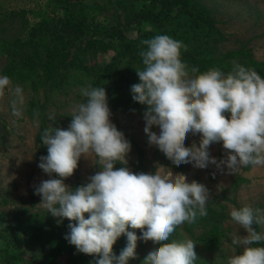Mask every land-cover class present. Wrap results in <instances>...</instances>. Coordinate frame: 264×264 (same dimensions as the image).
Masks as SVG:
<instances>
[{
  "label": "clouds",
  "instance_id": "1",
  "mask_svg": "<svg viewBox=\"0 0 264 264\" xmlns=\"http://www.w3.org/2000/svg\"><path fill=\"white\" fill-rule=\"evenodd\" d=\"M140 44L143 67L135 70L139 83L130 91L132 100L145 106L143 131L150 146L177 167L205 169L211 164L233 174L240 167L264 165L261 75L239 64L227 74L215 67L203 72L189 68L181 59L187 46L166 34ZM10 83L8 76H0V94ZM81 95L86 99L73 106L66 129L52 126L41 134L47 155L39 158L38 168L49 178L34 186L40 203L60 218L58 223L70 221L65 239L92 256V264H127L136 257L138 240L155 245L142 264H195L199 258L194 241L169 240L179 226L207 216L206 186L182 174L133 172L126 166L131 143L112 123L105 88L89 85ZM190 133L200 139L186 147ZM214 143L225 153L219 160L209 153ZM89 155L97 158L98 171L79 186L66 184L81 158ZM118 162L125 166L117 168ZM230 217L246 235L233 236L232 244L241 251L234 250L226 264H264V246H253L264 242V233L253 227L264 225V215L245 205L233 207ZM121 235L127 243L117 256L113 246Z\"/></svg>",
  "mask_w": 264,
  "mask_h": 264
},
{
  "label": "rangeland",
  "instance_id": "2",
  "mask_svg": "<svg viewBox=\"0 0 264 264\" xmlns=\"http://www.w3.org/2000/svg\"><path fill=\"white\" fill-rule=\"evenodd\" d=\"M112 0H84L86 6L91 7L87 9L86 13L77 9L78 15L85 14L86 21L93 25L117 26L115 18H113L114 8L110 5ZM210 6L217 18L218 27L227 35V38L222 43V49H230L238 47L242 42H247L249 47L258 60H264V0H205ZM56 2V1H55ZM52 0H0V45L3 46L4 40L14 32L18 26L19 15H16L11 22L2 20L7 14L15 12L18 14L21 10L25 11L23 18L28 22V32L33 31V26H39V38H50V42L45 43L46 46L52 49V43L56 42L52 37L51 29L54 30L55 21L60 20L64 22V11L55 4ZM107 4L106 7L100 9L101 5ZM49 23H52L49 26ZM10 26V27H9ZM150 24H145L144 30L150 28ZM8 27V29H7ZM6 28V30H4ZM71 35L74 39L71 47L79 54H83L86 59H89V65L92 67V75L86 73H77V78L64 77L61 79L57 77L59 91L54 97L51 96L47 114L52 119H49V125L52 127L67 128L72 115V108L74 105L84 102L86 99L81 95V89L88 87L91 83L96 82L92 87H104L108 97V105L115 114V119L120 121L125 129L124 135L131 143V151L127 156V167L133 171V166L130 161L137 157L136 145L143 149L147 157L148 173L159 172L162 175L172 173L182 174L187 176L188 181L196 180L202 183L208 189L209 200L212 205L217 208L224 206L226 213L230 214L233 207L240 208L242 206H250L256 215H264V165H249L248 167H240L233 174H226L218 171L214 165H209L205 169L194 168L191 164H183L182 170H174L170 167H164L159 163V150L155 146L148 144V137L144 133L143 112L135 108L136 102L132 100L131 86L134 83L120 82L118 90L114 88H107L99 84V78H96L94 68L104 65L107 62H114V66L120 70L128 61L126 58L114 59L116 49L113 43L120 47L121 41L117 38H109L106 36H95L89 34L84 35L76 27L70 28ZM11 31V32H10ZM125 34L128 37H135L139 32L133 26L124 28ZM31 33V32H29ZM12 35V34H11ZM100 38V39H99ZM113 41L112 44H107ZM105 45L103 46V43ZM44 44V43H43ZM54 51V49H52ZM92 60H90V58ZM133 64V74L136 75L137 69H141V63L137 60H130ZM57 69V65H55ZM2 61L0 60V76L6 75L2 70ZM54 76L52 70L46 74H31L30 78L36 83L42 77L48 75ZM76 74V73H75ZM7 76V75H6ZM137 76V75H136ZM9 77V76H8ZM0 94V213H5L9 221H14V215L19 211L26 209L31 213L34 211L47 210L41 202V197L35 195L34 200L30 195L34 191V186L38 185L43 179L49 177L38 168L39 159L36 156L38 145L35 143V135L38 130V118L32 117L31 113L35 114L36 107L31 108L29 105L31 99L36 104L41 103L44 99L43 94L39 90L37 96L34 88L26 83H16L12 81ZM128 84V85H127ZM31 109V112H28ZM16 113H19L17 115ZM112 123L114 118L111 116ZM115 124V123H114ZM152 131L159 133L157 126H153ZM131 135V136H128ZM132 138V139H131ZM200 139L199 134H188L187 142L190 146L193 142L198 144ZM135 141V143H133ZM211 156L218 160L225 155L222 145L214 143L209 148ZM96 157L89 155L82 157L79 161V167L67 180L64 182L71 187L79 186L86 183L87 177L94 174L99 169L96 163ZM239 175L242 180L239 182L237 190H227L226 195L229 198H235L236 203H233L222 196V190L229 186L232 181ZM207 202V203H208ZM23 217V216H22ZM26 217V216H25ZM87 218V214H86ZM70 223L69 220L65 218ZM225 229V235L221 239V246L215 250L204 249L195 242L186 231L179 226L177 231V240L191 239L197 245L195 251L199 260L195 264H226L227 258L233 254L240 253L241 248L232 244L233 236L238 234L240 236L246 235L243 229L240 228L232 219H227L222 223ZM1 229V228H0ZM261 233H264V225L259 224ZM135 231L139 237L140 230ZM196 229V232H199ZM15 232L0 230V255L4 254L8 244ZM126 246L127 238L123 239ZM155 245L151 241H137L136 257L129 259V264H142L144 258ZM27 254V253H26ZM29 255L23 261H17L16 264H45L42 262V257L30 259ZM28 257V259H27ZM4 264V263H3Z\"/></svg>",
  "mask_w": 264,
  "mask_h": 264
},
{
  "label": "trees",
  "instance_id": "3",
  "mask_svg": "<svg viewBox=\"0 0 264 264\" xmlns=\"http://www.w3.org/2000/svg\"><path fill=\"white\" fill-rule=\"evenodd\" d=\"M52 1H56L55 4L60 5L59 7L64 11V22L54 20L55 29L50 31L52 37L56 40L51 45L54 51L45 44L50 42V38H43V40L39 38L38 34L41 32L38 30L40 29L39 26H33V31L30 29L29 32L31 33L28 32V22L23 18L25 16L24 10H21L18 14L15 12L7 14L2 18V20L11 22L16 15H19L18 26L11 33L12 35L10 34V37L4 40L5 44L0 45L1 70L12 78L14 84H29L31 89L34 88L37 96L40 90L44 97L41 103L36 104L33 99L29 103L31 108L36 107V115L31 113V116H37L38 118V130L35 135V143L38 145L36 151L38 159L47 155V147L43 145L40 138L43 130L51 127L47 110L51 96L54 97L59 91V87L56 85V83L59 84L57 77L63 79L67 76L68 79H73L77 78V73L93 74L89 59L84 58L85 56L79 54L78 51L72 50L74 39L70 28L76 27L84 35L90 36L89 34H91L95 38L106 36L121 41L119 48L113 41L107 44L113 43L116 49L114 59L126 58L128 60L125 65L118 70L114 66L115 61H112L94 68L97 74L96 78L100 79L99 84L105 86L106 89L114 88L118 90L120 82H131L134 78L135 82H139V78L135 73V77H132L134 66L130 60L137 59L141 63L142 69V58L139 56L142 47L140 42L159 34L169 35L187 46L186 50L181 49V59L189 68L195 66L203 72L215 67L227 74L235 64H239L254 69L264 78V60H258L254 57L251 49L247 47V42H242L236 48H221L227 35L218 27V20L214 11L207 5L205 0H112L110 5L114 8L113 18L117 22L116 27L102 24L93 25L86 21L85 14H83L84 16L78 15L76 13L77 9H81V12L86 13L87 9L91 8L89 6L85 7L84 0ZM106 6L107 4H103L100 9ZM51 24L49 23V26ZM145 24L151 25L148 30L141 29ZM128 26L135 27L139 33L133 38L128 37L124 31V28ZM89 58L92 60L91 57ZM55 65L59 67L55 69ZM50 70H52L54 76L50 74L42 77L37 83L30 78L31 74H46ZM95 83L93 82L91 85H96L97 83ZM134 109L142 112L145 111V106L136 103ZM28 112H31V109H28ZM111 113L117 129L126 133L121 122L115 119L113 112ZM185 146L190 145L185 142ZM136 149L137 157L130 161L133 172L148 173L146 154L137 145ZM159 163L174 170L183 169V165L178 167L173 165L160 151ZM122 166L125 165H121L119 162L116 164L117 168ZM240 180H242V177L237 175L232 183L222 190V196L235 204H237L235 198H229L226 191L232 190L235 192ZM30 197L34 200V191ZM206 209L207 216L198 217L193 224L184 223L182 229L202 248L215 251L221 246V239L225 235L222 223L227 219H231V217L230 214L225 212L223 205L215 208L211 202H208ZM59 219L48 213V210L29 213L24 209L14 215V221H9L5 213H0V230L15 232L10 244H8L9 248H6L5 253L0 255V264H16L17 261L25 260L24 256L27 254L33 260L42 257L41 260L45 264H92L94 259L92 256L78 252L75 246L69 244L65 239L69 232V222L63 219L58 223ZM253 227L261 233L259 224L254 223ZM196 229L200 231L196 232ZM125 238L126 236L121 235L113 246V252L117 256L125 247L123 243ZM172 240H177V231L172 234L169 242ZM253 246H264V242ZM129 263L130 260L127 264Z\"/></svg>",
  "mask_w": 264,
  "mask_h": 264
}]
</instances>
